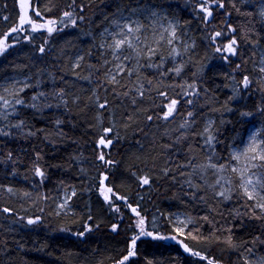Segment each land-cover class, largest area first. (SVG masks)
I'll list each match as a JSON object with an SVG mask.
<instances>
[{
    "label": "trees",
    "instance_id": "trees-1",
    "mask_svg": "<svg viewBox=\"0 0 264 264\" xmlns=\"http://www.w3.org/2000/svg\"><path fill=\"white\" fill-rule=\"evenodd\" d=\"M145 7L175 17L177 34L193 45L183 50L173 42L109 80L97 34L115 15ZM203 7L212 10L211 19H204ZM34 24L40 27L33 30ZM233 39L235 54H226ZM0 40L7 45L0 53V82L9 74L28 77L9 107L0 109L10 110L0 120V264H118L133 237H139L135 255L125 264H249L246 255H264V215L241 193L230 170L235 136L253 123L264 134V85L257 67L264 21L253 5L0 0ZM76 53L80 58L73 65ZM101 137L112 143L98 146ZM210 163L227 167L218 171ZM102 177L111 187L107 201ZM68 188L71 212L57 213L56 198ZM175 211L193 219L183 236L167 219ZM36 216L38 221L26 222ZM139 218L151 233L177 236L200 255L141 235Z\"/></svg>",
    "mask_w": 264,
    "mask_h": 264
},
{
    "label": "rangeland",
    "instance_id": "rangeland-1",
    "mask_svg": "<svg viewBox=\"0 0 264 264\" xmlns=\"http://www.w3.org/2000/svg\"><path fill=\"white\" fill-rule=\"evenodd\" d=\"M243 3L254 6L257 12L258 17L264 21V16H262L261 10H264V0H258L254 3L252 0H242ZM206 15V13L204 12ZM26 21V19H24ZM115 21V23H114ZM127 24L133 29L139 28V32L128 33L127 28H124V25ZM177 19L175 17H168L166 13L155 7H145L133 10L129 13H122L115 15L109 23L104 26L97 34L98 37V48L100 51V56L102 57L103 65H106L105 76L109 80L115 79L122 72L120 69H137L141 63L142 59H148L154 55L161 54L164 49L170 47L173 42L180 44L183 50L190 49L192 47V40L190 38H181L177 34ZM175 30V38H173L170 33ZM123 30V35L121 34ZM125 36L128 39L132 40L133 44L136 47V51L128 48L127 46L117 52L115 55L113 53L114 41L116 39H124ZM133 37H138V39H133ZM172 39V43L169 44L168 40ZM111 46V47H110ZM149 49H154L155 54H151ZM1 53V52H0ZM138 53V54H137ZM227 54L228 51L225 50ZM125 56L129 59H125ZM118 57V58H117ZM80 54L76 53L72 56V63L76 65L79 61ZM258 69L261 71V68H264V48L259 49V59L257 63ZM261 80L264 85V72L261 71ZM28 82V77L18 76L16 74L9 75L2 82H0V109L7 108L14 100V95L17 91L22 89ZM10 99V102L7 104L4 103V100L7 101ZM171 103H168V106ZM10 113V110H4L0 113V120H4ZM211 119L208 118L205 122V129L210 128ZM255 135L256 143L264 147V134L262 132V126L259 123L250 124L243 135H237L234 138V142L230 146V155L233 153H242L244 149L248 146L250 138ZM103 154L100 152L99 155ZM104 156V154H103ZM247 164L245 157H241L239 165L235 160L230 159V170L232 166L244 167ZM232 171V170H231ZM252 172H255L256 175L252 176L253 181L259 177L261 182L264 183V169H252ZM234 173V172H233ZM235 178L238 182V187L241 193L248 199L244 194L243 189L240 187L241 181L237 173H234ZM257 193L264 194V189L260 188L259 185H256ZM72 188L64 189L58 195L55 201V208L58 211H63L65 213H70V204L68 202L69 198L72 195ZM101 194L106 192L101 189ZM251 201L254 209L258 210L261 214L264 215V212H261L260 208L255 207L254 205L260 201L259 195L255 199H248ZM168 222L170 223L172 229L179 236L184 235V231L187 226L193 224V219L190 215L175 211L167 215ZM182 231H179L181 230ZM246 260L249 264H264V255L257 256L252 253L246 255Z\"/></svg>",
    "mask_w": 264,
    "mask_h": 264
},
{
    "label": "snow or ice",
    "instance_id": "snow-or-ice-1",
    "mask_svg": "<svg viewBox=\"0 0 264 264\" xmlns=\"http://www.w3.org/2000/svg\"><path fill=\"white\" fill-rule=\"evenodd\" d=\"M23 7V5H22ZM221 7H223V5L221 4ZM202 10L206 13L204 19L207 20L208 16L211 15V12L206 8L203 7ZM262 16H264V10H261L260 13ZM37 15H39V13L37 12ZM65 16H69L70 13H65ZM24 22V18H21V24ZM50 24H55V21H49ZM115 23V21H114ZM37 27H40L39 25H33V30H35ZM124 28H127L128 33H133L135 32H139V28L133 29L132 27H130L129 25L125 24ZM16 28L11 29V31H16ZM54 29L49 27L48 31L49 33H51ZM121 34L123 35V30H121ZM170 35L175 38V30L173 29V31L170 33ZM216 36H220L221 33L217 32L215 34ZM133 39H138V37H133ZM168 43L171 44L172 43V39L168 40ZM236 40L233 39L228 45H226V50L231 53V54H235V48L234 45H236ZM127 46L128 48L133 49V51H136V47L133 44L132 40L128 39L127 36H125L124 39H116L114 41V47H113V53L114 55L121 51L123 49V47ZM7 47V45L4 44L3 40H0V52L4 51V49ZM111 47V46H110ZM221 49H217V51H220ZM41 51H43V49H41ZM149 52L151 54H155V50L154 49H149ZM173 52H175V49H173ZM138 54V53H137ZM118 58V57H117ZM125 59H129V57L125 56ZM239 67V65L237 66ZM121 71H123V68L120 69ZM176 73L179 74V72L181 71V69L178 67L175 69ZM261 71L264 72V68H261ZM113 80H115V77H113ZM243 83L245 84V86H247V84L249 83L248 77L244 78ZM35 99V97L33 98ZM17 103H21V101H17ZM177 102L175 100H173L171 102V104L168 106V111L165 113L164 118L167 119L168 116H170L174 110V106ZM189 103H191V101H189ZM5 104H7V101H5ZM105 105H100V107H104ZM192 113H189V116H191ZM149 119H151V117H149ZM183 127V125H182ZM111 129H104L105 134H107L108 132H110ZM205 131L207 132L208 129H205ZM214 137H212L211 135H209L206 143L211 146L212 145V141H213ZM112 141L111 140H106V137H101L99 144L103 145V146H107L109 144H111ZM245 157L247 160V164L244 167H237V166H232L231 170L234 173H237V175L240 178L241 184L240 187L243 189L244 194L248 197V199H255L257 195H259L260 197V201H264V194H260L257 193V188L256 185H259L260 188L264 189V183L261 182V179L259 177H257V179L255 181H253L252 176H255L256 173L252 172V169H264V147H262L260 144L256 143V136L253 135L250 138V142L248 144V146L244 149V151L242 153H233L231 156L232 160H235L237 162V165H239L240 161H241V157ZM99 159L103 162L104 161V156L103 154H101L99 156ZM107 163V162H106ZM211 168L217 169L218 171H222L224 170L227 166L224 164H220V165H216V164H212L210 163L208 165ZM36 173L37 175L43 176V173L41 172V170L39 168L36 169ZM264 174V173H262ZM104 179H107V177H105ZM149 181L145 178L142 183L143 184H147ZM217 183H220V180H217ZM101 185L103 186V180H101ZM107 192H111V189H107ZM102 195H104V193H102ZM218 195L220 196H224L223 192L218 193ZM105 200H108V196L104 195ZM225 199H227L228 197H224ZM255 207L260 208L261 212H264V202H258L254 205ZM5 211H7V209H5ZM133 211L135 212V209H133ZM29 224L34 223V221L29 220L28 221ZM143 224L144 221L143 219H140L138 222V227L140 228V234L141 235H151V233H145L144 229H143ZM113 230H115V226H113ZM179 231H182L179 230ZM81 235H83V233H81ZM190 235V234H189ZM139 237H133L132 242L129 246V250H128V254L126 256H124L119 262L118 264H125V261H127L130 257H132L133 255H135L134 252V247H135V243L136 240ZM172 239H175V237H172ZM231 240V237H229V242ZM185 251H189V249L187 248V246H185ZM194 255L199 256V253H193ZM201 259H208L206 257L201 256ZM208 264H214V262L211 259H208Z\"/></svg>",
    "mask_w": 264,
    "mask_h": 264
},
{
    "label": "water",
    "instance_id": "water-1",
    "mask_svg": "<svg viewBox=\"0 0 264 264\" xmlns=\"http://www.w3.org/2000/svg\"><path fill=\"white\" fill-rule=\"evenodd\" d=\"M210 12H211V15L210 16H208V19H210L211 17H212V11L210 10V9H208ZM98 146H99V144H98ZM105 177H102L100 180H99V182H100V184H99V186H100V188L101 189H105V191L107 190V189H111V187L110 186H107V185H105L104 184V181H105V179H104ZM101 180H103V186L101 185ZM107 192V191H106ZM108 194H110L111 192H107ZM118 197V196H117ZM119 198V197H118ZM129 209H130V211H131V213L132 214H136L137 213V207H135V206H129ZM133 209H135V212L133 211ZM140 219H142V218H139L138 219V222H139V220ZM36 220H39V217L37 216L36 217ZM29 220H27V222H28ZM144 221V220H143ZM143 229H144V232L145 233H151L150 231H148L146 228H145V226H144V224H143ZM138 231H140V228L138 227ZM147 236H149V237H151V238H160V239H163L164 241H170V242H173V243H176V245H178V247H179V249H180V251L183 253V254H185V255H191V254H193V251L191 250V248L182 240V239H180L179 237H177V236H172V235H170V236H164V235H160L159 233H151V235H147ZM172 237H175V239H172ZM131 242L132 241H130L129 242V246H130V244H131ZM185 246H187V248L189 249V251H185ZM195 253H199V252H195ZM123 258V257H122ZM121 258V259H122ZM120 259V260H121Z\"/></svg>",
    "mask_w": 264,
    "mask_h": 264
},
{
    "label": "bare ground",
    "instance_id": "bare-ground-1",
    "mask_svg": "<svg viewBox=\"0 0 264 264\" xmlns=\"http://www.w3.org/2000/svg\"><path fill=\"white\" fill-rule=\"evenodd\" d=\"M9 75H10V74H9ZM98 159H99V158H98ZM68 202H69V201H68ZM69 207H70V206H69ZM55 209H56V212H57V213H59V212H63V211H58L57 208H55ZM70 210H71V208H70ZM36 217H37V216H36ZM36 217H35V219H36ZM38 217H39V216H38ZM36 221H38V220H36Z\"/></svg>",
    "mask_w": 264,
    "mask_h": 264
},
{
    "label": "flooded vegetation",
    "instance_id": "flooded-vegetation-1",
    "mask_svg": "<svg viewBox=\"0 0 264 264\" xmlns=\"http://www.w3.org/2000/svg\"><path fill=\"white\" fill-rule=\"evenodd\" d=\"M101 147H103V145H101ZM108 195V194H107Z\"/></svg>",
    "mask_w": 264,
    "mask_h": 264
}]
</instances>
